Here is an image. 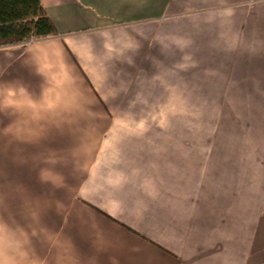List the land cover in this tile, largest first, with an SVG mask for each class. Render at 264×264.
<instances>
[{"label":"crops","instance_id":"1","mask_svg":"<svg viewBox=\"0 0 264 264\" xmlns=\"http://www.w3.org/2000/svg\"><path fill=\"white\" fill-rule=\"evenodd\" d=\"M42 4L60 35L0 47V264H262L264 0Z\"/></svg>","mask_w":264,"mask_h":264},{"label":"rangeland","instance_id":"2","mask_svg":"<svg viewBox=\"0 0 264 264\" xmlns=\"http://www.w3.org/2000/svg\"><path fill=\"white\" fill-rule=\"evenodd\" d=\"M216 111L220 113L222 109H209V108H204L203 109V119H197L198 125L196 124V119H187V131L191 132L193 134L194 131H200L203 133L204 140H203V148L206 149L208 148L211 149V147L216 144H218L219 147L225 148L226 145L227 147H230V154L235 160L234 164V170L238 169L235 172H237V175H242V172L244 171L243 168L249 171L248 178L252 181V187L249 189H246L247 194L251 195H259L260 191H262V187L260 189L259 183H262V158H261V153H262V142L259 140H253L250 139L249 135L250 132L248 128L244 129V126L242 125L241 122L237 121H232V123H229V128L226 126L225 127V121L226 119H210L211 118V113L212 111ZM226 110V109H223ZM238 120V119H234ZM241 120V119H240ZM258 130V126L256 128ZM229 131L232 133V135L241 134L240 136H243L244 138L240 137L239 139L234 138L233 140H226V139H218L212 141L209 139L211 136L215 137L217 135L222 136L225 135L223 134L224 132ZM248 131V132H247ZM248 136V137H247ZM189 142V141H188ZM232 152V153H231ZM261 155V156H260ZM247 157L250 159L249 164H244L243 162V157ZM243 175L240 177L235 178V181H242ZM254 180V182H253ZM236 184V182H234ZM241 185V183H240ZM236 189V195H241L243 194V189L241 186ZM263 235V234H262ZM264 237V236H263ZM262 257V264H264V252H262L260 255Z\"/></svg>","mask_w":264,"mask_h":264},{"label":"trees","instance_id":"3","mask_svg":"<svg viewBox=\"0 0 264 264\" xmlns=\"http://www.w3.org/2000/svg\"><path fill=\"white\" fill-rule=\"evenodd\" d=\"M42 0H0V47L59 36Z\"/></svg>","mask_w":264,"mask_h":264}]
</instances>
